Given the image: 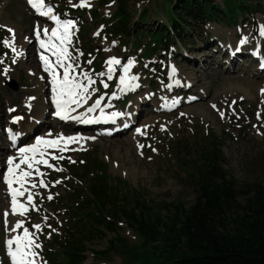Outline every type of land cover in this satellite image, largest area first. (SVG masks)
I'll return each instance as SVG.
<instances>
[{
	"label": "rangeland",
	"instance_id": "obj_1",
	"mask_svg": "<svg viewBox=\"0 0 264 264\" xmlns=\"http://www.w3.org/2000/svg\"><path fill=\"white\" fill-rule=\"evenodd\" d=\"M231 1V11L222 22L212 21L194 27L183 41L174 39L169 52L160 53L155 52L154 47L150 51L149 47L154 42L138 34V30L149 31L162 22L167 25L168 0H142L138 3L125 0L128 12L132 14V34L127 38L116 32L109 34L116 27L111 19L117 10L116 0H87L91 6L84 7L79 6L81 0H47L54 14L62 20H72L75 24L71 43L67 45L75 59L65 63L78 65L71 74L80 82L86 83L82 73L89 74L95 81L90 86L95 88V92H90L86 105L91 106L102 96L101 106H105L104 109L109 112L126 113L137 100L139 106L137 119L122 133L104 137L99 134L104 127L100 130L83 129L95 137L88 145L81 147L71 143L68 150L62 153L59 150L50 152L57 156L63 155L64 159L45 156L53 165L52 168L43 164L36 166L43 175L34 174L29 179L37 182L43 179L47 185L32 188L36 208L29 205L25 216L8 217L10 224L23 220V227L35 233L41 245L36 249L39 253L36 264H49L51 253L55 261L61 263L62 243L74 238L84 240L83 264H152L166 258L168 251H163L164 248H170L176 254L180 252L179 246L184 250L183 238L180 240L173 235L179 232V223L174 221L173 224L172 204L182 203L187 207L195 200L198 195L196 180L200 176L195 166L199 164L203 167L202 163H206L205 154L211 153L212 148H220L217 155L220 168L224 178L235 182L237 192L234 195L237 202L246 203V193L250 189L257 184L264 186V93L261 92L264 88V68H261L264 62V39L260 34L261 27H264V0H249L255 5L249 7L246 13L238 12L237 1ZM66 10L69 13L65 15ZM145 10L148 15L146 20L138 21L139 15ZM53 22L45 17H34L23 0H0V151L8 146V135L4 131L8 116L14 112L23 114L28 97L31 100L36 97L33 102L38 108L43 107L47 101L46 84L40 88L36 82L40 80L37 72H43L44 68L38 65L36 53L30 50L37 44L34 34L37 26L49 28L55 24ZM107 25L109 27L105 32L103 28ZM247 32L252 35V43L240 45ZM232 36L238 44L231 49L228 44ZM13 37L19 38L23 47L19 55ZM6 40H10L11 45H6ZM137 41L139 43L135 44ZM254 44L261 47L258 59L252 56ZM237 49L240 52H236ZM231 52H236L239 61L236 56L229 59ZM124 55H129L135 61L132 70L138 79L135 81L136 88L121 92L118 86L120 75H117L116 70L111 80L107 75L100 76L99 73L107 72V58H120ZM18 58L23 59L22 64ZM168 61L177 65H174L175 70L179 68L188 74V80L192 82L183 80L188 84L185 88L168 87ZM57 68L58 73L62 74L63 68ZM102 78L111 82V86L105 88V91L111 92L109 98L104 94V89L96 87L103 83ZM10 81L15 82L16 89L9 85ZM183 82L179 81V84ZM122 97H126V106L122 105L125 102ZM162 101L164 105L160 107ZM173 101L178 103L172 106ZM47 104L50 105L49 102ZM190 105L199 109L187 110ZM14 108L17 111H9ZM47 109L41 123L38 118V129L33 130L31 136L43 134L42 126L48 127L55 120L47 113ZM221 112L224 113L223 118ZM65 126V132L74 130L72 125ZM56 128L60 129L61 126L57 124ZM137 128L143 134L138 133L133 147L125 143L128 156L123 150H118L115 156L111 152L110 142L131 137ZM20 145L21 141L17 142L16 147ZM89 164L97 165L102 170L104 179L101 178V181L108 186L109 195L112 196L110 201L104 199L101 209L98 208L97 200H94L89 209L93 215L87 214L82 205L90 196ZM22 167L26 169V165ZM3 169V158H0V173ZM26 186L31 188L30 184ZM49 195L52 196L51 200L48 199ZM141 199L152 206L147 211L148 222L161 219L166 223L164 225L160 222L156 226L158 232L155 237L147 239L145 244L142 243L144 236L138 233L136 223L129 218L135 202ZM79 204L82 209L78 208ZM6 208V192L0 181V264H10L5 240L23 231V228L18 229L17 233L5 231ZM117 208L130 211L122 214ZM133 210L132 214L137 218L138 210ZM235 211L240 212L241 209ZM232 217L227 218L225 228L221 229L227 236L236 235L240 231ZM34 224H40L41 229L37 231L33 228ZM94 227L103 234L92 236ZM53 236L61 241L60 244L48 243Z\"/></svg>",
	"mask_w": 264,
	"mask_h": 264
},
{
	"label": "trees",
	"instance_id": "obj_2",
	"mask_svg": "<svg viewBox=\"0 0 264 264\" xmlns=\"http://www.w3.org/2000/svg\"><path fill=\"white\" fill-rule=\"evenodd\" d=\"M116 1L117 10L111 18L116 27H113L109 34L116 32L117 35L130 37L132 34L130 28L132 14L128 12L125 0ZM131 1L138 3L142 0ZM168 1L167 25L162 22L152 30H138V34L148 37V40L154 42L153 46L149 47L150 51L153 47L155 52L169 51L175 41L174 39L183 41L187 33L191 31L190 29L210 21L222 22L225 15L228 17V13L231 11L230 6L233 4L231 0H221V2L216 0ZM236 1V8L241 13H246L250 10L249 7L252 8L255 5L253 1L249 0ZM68 12L69 10H66L64 13L67 14ZM146 16L148 15L145 10L137 20L144 22ZM108 27V25L105 26L103 31L106 32ZM138 43L137 41L135 44ZM120 45L122 46V44ZM134 46L133 44L132 47ZM219 152L220 148H212L211 153L205 154L206 163H202L203 167L199 164L195 166L200 175L196 180L198 182V195L195 200L187 207L182 203L172 204L173 224L174 221L179 223V232L173 235L179 237L180 240L183 238L185 249L183 250L179 246L180 252L174 249L178 252L176 254L172 249L164 248L163 251H168L166 258L152 264H264V186L257 184L255 188L250 189L246 193L248 195L245 198L246 203L237 202L234 195L237 192L235 182L224 178L217 158ZM88 176L90 196H87L82 205L87 214L93 215L89 210L91 203L97 200L98 208L101 209L104 205V199L110 201L112 196L109 195L108 186L101 181L102 170L99 166L89 164ZM78 208L82 209L80 204ZM151 208L152 206L148 205L146 201L137 200L131 211L133 213V209H137L138 217L135 218L132 213L129 217L136 223L138 233L144 236L143 244L146 243L147 239L155 237L158 232L156 226L163 222L161 219H157L153 223L147 221V211ZM237 208L241 211L236 212ZM128 211L120 209L122 214L128 213ZM143 212H146L145 215ZM230 216H233L232 220L240 231L236 235L227 236L221 232V229L225 228L227 218ZM99 222L102 221L99 220ZM163 224L166 225L164 222ZM241 231H243L242 235L240 234ZM96 234L102 235L103 232L94 227L91 235ZM74 239L62 243L61 257L63 259L61 263L56 262L53 258L54 255L49 251L51 253L48 257L49 264H83L85 261L83 256L84 240ZM60 242L54 236L48 241L50 245L60 244Z\"/></svg>",
	"mask_w": 264,
	"mask_h": 264
},
{
	"label": "snow or ice",
	"instance_id": "obj_3",
	"mask_svg": "<svg viewBox=\"0 0 264 264\" xmlns=\"http://www.w3.org/2000/svg\"><path fill=\"white\" fill-rule=\"evenodd\" d=\"M28 3L35 8L40 15L47 17L48 19L55 22V27L49 28H37L34 31L36 39L39 41L41 49L50 50L52 55L56 57L55 63H53L46 55L41 53L40 59L43 62L44 70L49 73L51 77L52 85V103L55 105V116L64 121H78L80 123H92L94 120H99L101 118L113 119L120 113H113L111 116L105 117L103 108L101 107V100L104 97H99L95 100L91 106L86 107V109L78 114L76 109L80 108L82 104H87L90 92H95V88L90 86L95 83L91 76L87 73H82L86 83H81L76 79L71 73L75 71L78 65H74L72 62L65 63L66 61H74L71 53L68 51L67 45L71 43L70 37L72 35V29H74L75 24L72 20H62L59 16L54 14V9L52 6L47 5L45 0H28ZM74 7L76 5H73ZM80 7L91 6L87 3V0H81ZM11 32L12 30L9 29ZM50 33V34H49ZM41 34L47 36L48 39H41ZM260 34L264 36V27H261ZM14 39V37H13ZM53 39L59 41L58 44L53 43ZM246 39H242L240 44H245ZM6 45H11L10 40L4 41ZM15 51V49H13ZM239 50V49H237ZM19 55V53H17ZM135 61L133 59H128L126 63L121 65V60L116 57H111L106 61L107 72L99 73L100 76L107 75V78L111 80L112 73L115 71L117 65H121L122 74L119 76V88L121 92L129 91L137 87L135 81L138 77L131 74V69ZM56 66L63 68V73L60 74L56 71ZM264 67V63L261 64ZM7 71V69H5ZM173 74L175 73V68L172 69ZM178 83V81H177ZM104 87L107 88V83H104ZM171 87V85H168ZM264 93V88L261 89ZM178 101H173L172 106H174ZM97 109L100 110L99 117L87 116L88 113H92ZM9 111H15L10 109ZM183 115V113H181ZM223 118L224 113H220ZM259 117V113L257 114ZM21 117H13V123L18 122ZM138 133L143 134L141 129L137 128ZM51 136V133H49ZM11 139L14 141L16 136L13 135ZM83 139H95V137H81V136H64L63 134H58L52 139H47L45 137L37 136L35 138V143L30 144L26 147H19L17 150L18 156H9L6 160L7 169L3 173V182L6 184L9 194L11 196L10 212H4V224L5 231L10 233H17L18 229L23 228L22 233L11 235L5 240L6 252L10 258V264H36L39 253L36 249L40 248V244L37 242L36 235L30 232L28 228L23 227V220H16L14 224H10L8 217L9 215L25 216L29 211V205L35 209L36 205L34 203V194L30 188L25 187L26 184H30L31 188L36 187H47L45 181L40 179L38 182L31 180L34 174L36 176H42L43 173L40 169L36 167L37 165L43 164L49 168L53 165L45 159L46 155H52L53 159L62 160L63 155H54L48 153V149H58L59 152H64L68 150L67 145L71 143H78ZM138 147L143 148L144 145H138ZM75 150V149H73ZM155 151V149H153ZM39 157V158H37ZM19 159V162L17 161ZM21 165H26V169L22 168ZM60 171V169H56ZM60 183V181H56ZM15 185V186H14ZM27 193L26 200L21 202L20 197H25ZM48 199L51 200L52 196L49 195ZM45 220L47 217L44 218ZM33 228L37 231L41 229L40 224H34ZM53 231H55L53 229ZM43 264V262H42Z\"/></svg>",
	"mask_w": 264,
	"mask_h": 264
},
{
	"label": "bare ground",
	"instance_id": "obj_4",
	"mask_svg": "<svg viewBox=\"0 0 264 264\" xmlns=\"http://www.w3.org/2000/svg\"><path fill=\"white\" fill-rule=\"evenodd\" d=\"M43 28H45V27H43ZM245 35L246 36L244 38L247 40V42L245 44H242L243 46H245L246 44L249 45V44L252 43V38H251L252 35L249 34L248 32ZM13 41H14L15 47L17 49V53L20 54V52L23 50V47L21 45V42H20L19 38L13 39ZM237 44H236V38L234 36H232L231 43L228 44V45L232 49V48H236ZM258 48H259V46L254 44L252 46V51L253 50L257 51ZM221 49H223V47ZM30 51L36 53V56L38 57V65H40V66H43V62L40 59L41 53L46 55L50 60H51V57L56 58L55 56L52 55V53L50 54L48 50H46V49L42 50L41 48H39L37 44H36V47H32V49ZM236 52H240V51H236ZM235 53L231 52L229 59H232L234 56H236ZM206 57L208 58V56H206ZM236 58L239 61L238 56H236ZM259 58H260V56H259ZM18 59H19V62L22 64L23 63V59H21V58H18ZM261 61L263 62V59H261ZM176 66L177 65H175V67ZM56 71L58 72L57 67H56ZM37 74H39V76H40V80L36 81L40 85L39 87L40 88L41 87H45V84H46V88H47V91H45V93L47 94V101L44 104V106L40 107V108L36 107L35 103L33 102L36 99V97L33 100H31V99H29L30 97H28L30 95H28V96H26V97H28L27 100H25V109H27V110H25V109L23 110V119L21 121H19L18 124H14V125L10 123V119L13 116V114L9 115L8 118L6 119V122H7L6 127H12L13 130H15V131L21 130V132H22V136H20V141H21V145L20 146L15 147L12 143L8 142V146L3 148L0 151V156L3 155V157H0V158H3V164H4V169H3L2 173H0V181H2V188H3L4 192H6L7 208L5 209V211L7 210L9 212H10L11 196L9 194V190H8L6 184L3 182V173L7 169V165H6L7 158L9 156L17 157L18 156L17 150H18L19 147H26V146H28L30 144L35 143V138L37 136L45 137L47 139H52L58 134H63L64 136H81V137H85V138L93 137V136L89 135L88 133H86V131L83 130V129H87V128L91 127V126L84 127L83 125H80L79 124L80 122H78V121H71V120L64 121V120H61V119H59L58 117L55 116V114H54L55 113V109L53 108V103H52V85H51V79L49 77L50 75L45 70L43 72L39 71V72H37ZM45 77H46V79H45ZM183 80L189 81V82L191 81V80H188V74L186 73V71L178 68V69L175 70V73L173 74L172 79L169 82V85H171L172 88L178 89V88L181 87L180 84H179V81L183 82ZM43 81H44V84H43ZM177 81H178V83H177ZM187 85H188L187 83L185 84L183 82L182 83V88L183 87L185 88V86H187ZM200 92L203 93V89L202 88H200ZM47 102H49L50 105H48ZM162 102H163L162 105L159 104L160 107L164 105V101H162ZM138 106H139V101L137 100V101H135L134 103L131 104V108L126 113H124L122 115V117H119L117 119L115 125L117 127H119V131L116 132V133L113 132L111 135L120 134L123 131H125L127 129V127L121 128V125L123 123L127 124L128 126L133 124V122L137 119ZM169 106H170V104H169ZM86 107H88L86 104H82V106L78 110H76V113H74V114H78V113L84 111L86 109ZM46 108L49 109V111L47 113H49L51 115V117L55 118V120H52L51 124H49L48 127L45 126V125L42 126V127H44L43 134H40V135L34 134L33 136H31L32 135V131L38 129V126H36V124L39 123L38 118L40 119V123H41L42 119L44 118V115H46V114H44V111H45ZM186 109L190 110V111H197V109H199V107H196L195 105H193V106L190 105ZM105 112H106V114L108 113V111H104V113ZM134 114H135V116L133 117ZM97 115H100V110L99 109H97L96 111H94L92 113H88L87 114V116H90V117H95ZM1 118L5 119L4 116H2ZM57 124H58V126L60 125L62 129L61 128L57 129L56 128ZM65 124L72 125L73 126L72 129H74L75 131L71 130V128H70L71 132H65L64 131V130H66L65 129L66 128ZM76 129H78L79 131H82V132H79ZM49 133H51V136H49ZM111 135L109 137H111ZM136 138H138V132L134 133L133 135H131V137L126 138L123 141H119V142L118 141H111L110 142V144L112 146L111 152H113L114 155L116 156V155H118V150H123V151L127 152V156H128V148L126 147L125 143H127V144L131 145V147H133L134 146V141L136 140ZM91 140L92 139H83V140H80L76 144H77V146L83 147L85 145H88L91 142ZM69 145H67V147ZM127 156H126V158H128ZM120 160H121V158H120ZM16 162H19L18 158H17ZM21 167H22V165H21ZM25 187H28V186L25 185ZM28 188H30V187H28ZM30 189L32 191V188H30ZM26 196H27V193L25 194V197H20L19 198L21 200V202H24L26 200ZM29 208H30V206H29ZM11 216L17 217L18 215H15V216L11 215Z\"/></svg>",
	"mask_w": 264,
	"mask_h": 264
},
{
	"label": "water",
	"instance_id": "obj_5",
	"mask_svg": "<svg viewBox=\"0 0 264 264\" xmlns=\"http://www.w3.org/2000/svg\"><path fill=\"white\" fill-rule=\"evenodd\" d=\"M128 59H129V57H128L127 55L124 56V57H122V58H120V60H121V65H123L124 63H126ZM121 65H117V66H115V68L117 69V71L119 72L120 75L122 74V72H121ZM131 74H133L132 71H131ZM9 85H11L14 89L17 88V85L15 84L14 81H10V82H9Z\"/></svg>",
	"mask_w": 264,
	"mask_h": 264
}]
</instances>
